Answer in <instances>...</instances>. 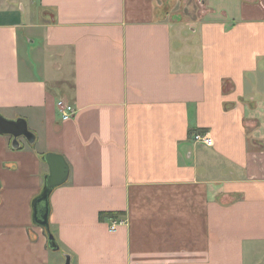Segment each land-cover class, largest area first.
Segmentation results:
<instances>
[{
  "label": "crops",
  "instance_id": "1",
  "mask_svg": "<svg viewBox=\"0 0 264 264\" xmlns=\"http://www.w3.org/2000/svg\"><path fill=\"white\" fill-rule=\"evenodd\" d=\"M0 114V264H264V0H0Z\"/></svg>",
  "mask_w": 264,
  "mask_h": 264
},
{
  "label": "water",
  "instance_id": "2",
  "mask_svg": "<svg viewBox=\"0 0 264 264\" xmlns=\"http://www.w3.org/2000/svg\"><path fill=\"white\" fill-rule=\"evenodd\" d=\"M0 134L9 136L12 139L11 146L18 147V140L25 139L28 144L35 142V136L28 129L27 122L24 119L16 120L6 119L0 114ZM48 167V173L43 177V186L38 196H36L31 204L32 208V224L43 229L47 238V248L52 252L60 251V248L51 233L49 226L50 216V195L58 187L64 185L69 176V167L64 158L55 153H46L41 157ZM62 264H71L69 255H64Z\"/></svg>",
  "mask_w": 264,
  "mask_h": 264
},
{
  "label": "built area",
  "instance_id": "3",
  "mask_svg": "<svg viewBox=\"0 0 264 264\" xmlns=\"http://www.w3.org/2000/svg\"><path fill=\"white\" fill-rule=\"evenodd\" d=\"M57 108L59 110L60 118L62 122H65V121H68L74 118L75 113H76V109L74 106L70 104H66L62 101H58ZM191 139L195 144L202 145L204 147L213 146V140L210 137V135L206 132L194 133L192 134ZM123 223H124L123 220L116 217L110 222L109 230L113 232L117 229V227L123 225Z\"/></svg>",
  "mask_w": 264,
  "mask_h": 264
},
{
  "label": "rangeland",
  "instance_id": "4",
  "mask_svg": "<svg viewBox=\"0 0 264 264\" xmlns=\"http://www.w3.org/2000/svg\"><path fill=\"white\" fill-rule=\"evenodd\" d=\"M175 1H177V0H175ZM22 50V52H23V49H21Z\"/></svg>",
  "mask_w": 264,
  "mask_h": 264
},
{
  "label": "trees",
  "instance_id": "5",
  "mask_svg": "<svg viewBox=\"0 0 264 264\" xmlns=\"http://www.w3.org/2000/svg\"><path fill=\"white\" fill-rule=\"evenodd\" d=\"M198 133H200V132H198ZM203 133V132H202Z\"/></svg>",
  "mask_w": 264,
  "mask_h": 264
}]
</instances>
